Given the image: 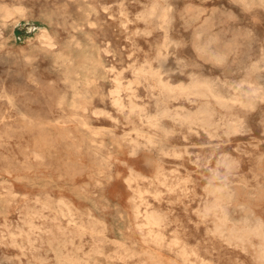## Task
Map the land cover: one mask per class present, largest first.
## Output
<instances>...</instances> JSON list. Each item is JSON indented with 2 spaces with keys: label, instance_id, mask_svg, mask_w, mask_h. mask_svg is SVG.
I'll use <instances>...</instances> for the list:
<instances>
[{
  "label": "rangeland",
  "instance_id": "1",
  "mask_svg": "<svg viewBox=\"0 0 264 264\" xmlns=\"http://www.w3.org/2000/svg\"><path fill=\"white\" fill-rule=\"evenodd\" d=\"M193 263L264 264V0H0V264Z\"/></svg>",
  "mask_w": 264,
  "mask_h": 264
},
{
  "label": "bare ground",
  "instance_id": "2",
  "mask_svg": "<svg viewBox=\"0 0 264 264\" xmlns=\"http://www.w3.org/2000/svg\"><path fill=\"white\" fill-rule=\"evenodd\" d=\"M239 3V2H238ZM150 4V3H149ZM153 5V4H152ZM156 7H158L159 5L156 3ZM154 5L152 6V8H150L152 11H155L154 10ZM162 9V8H161ZM160 9V11H162L163 12V10H161ZM169 9V8H168ZM150 10V12H152ZM158 11V10H157ZM159 13V12H158ZM157 13V14H158ZM164 14V13H163ZM162 14V17L164 16ZM148 15H151V13L150 14H148ZM159 16V15H158ZM161 17V16H160ZM161 17V18H162ZM165 18H166V16H164ZM163 17V18H164ZM135 18V17H134ZM159 18V17H158ZM157 18V19H158ZM3 19V18H2ZM4 20V19H3ZM152 20V19H151ZM162 20V19H161ZM164 20V19H163ZM162 20V21H163ZM167 20V19H166ZM161 22V21H160ZM211 22V21H210ZM162 23V22H161ZM165 23H166V21H165ZM212 23V22H211ZM204 24V23H203ZM203 24H202V26H203ZM209 26H211V25H209ZM154 27V26H153ZM207 28H208V25L206 26ZM212 27V26H211ZM158 28V27H157ZM210 28V27H209ZM161 29V28H160ZM204 29H205V27H204ZM206 30V29H205ZM158 31V30H157ZM208 31H209V29H208ZM163 36V35H162ZM165 41V40H164ZM162 43V42H161ZM176 70H178L179 71V69H176ZM155 76V75H154ZM158 76V75H157ZM158 80V79H157ZM161 83V82H160ZM159 83V85H162V84H160ZM252 85V84H251ZM128 87V86H127ZM163 88V87H162ZM184 88V87H183ZM254 89V88H253ZM185 90V89H184ZM194 94V93H193ZM216 95V94H215ZM7 98V97H6ZM226 100V99H225ZM230 101V100H229ZM233 102V101H232ZM9 103V102H8ZM240 105V104H239ZM118 107V106H117ZM84 126V125H83ZM227 130V129H226ZM140 140V139H139ZM150 140V139H149ZM176 156V155H175ZM33 160V159H32ZM129 174V173H128ZM162 177V176H161ZM164 177V176H163ZM140 178V177H139ZM142 180V179H141ZM155 180V179H154ZM160 180V179H159ZM128 182V181H127ZM161 182V181H160ZM134 183H135V181H134ZM8 184V183H7ZM135 186V185H134ZM147 187H148V185H147ZM162 187V186H161ZM171 190V189H170ZM169 190V191H170ZM168 191V192H169ZM144 194H146V193H144ZM156 195V194H155ZM156 197V196H155ZM33 202H36V201H33ZM140 202V201H139ZM46 203V202H45ZM157 203V202H156ZM39 205H41V204H39ZM142 206V205H141ZM222 207V206H221ZM135 208V207H134ZM138 210H139V208H138ZM137 212V211H136ZM148 212V211H147ZM222 213L224 214V220H226V216H225V212H224V210H222ZM145 219H143V220H145V225H148L149 226V228L151 229L152 227H154V226H158L159 225V222H160V218L157 216V214H155V213H146L145 215ZM202 218V217H201ZM87 219V218H86ZM53 222V221H52ZM224 222V221H223ZM92 223V222H91ZM244 223V222H243ZM248 223V222H247ZM144 225V224H143ZM144 225V227H146ZM248 227V226H247ZM138 228V227H137ZM212 228V227H211ZM213 229V228H212ZM246 229V228H245ZM250 229V228H249ZM248 229V230H249ZM27 230V229H26ZM216 230V229H215ZM217 230H218V228H217ZM221 230V229H220ZM248 230H236V229H232L231 231H230V236H232V237H234V238H239V239H244L245 238V236L250 232V230L248 231ZM255 230H260V228L259 227H256L255 228ZM150 231V230H149ZM261 231V230H260ZM90 232V231H89ZM97 232V231H96ZM10 233V232H9ZM26 234V233H25ZM16 235V234H15ZM63 235V234H62ZM95 235V234H94ZM169 235V234H168ZM13 236V235H12ZM11 236V237H12ZM26 236H28V235H26ZM75 236V235H74ZM18 237V236H17ZM89 241H91V240H89ZM230 243V242H229ZM70 245V244H69ZM182 248V247H181ZM74 249V248H73ZM183 252V251H182ZM185 252V251H184ZM183 252V253H184ZM69 253V252H68ZM124 253V252H123ZM120 257V256H119ZM186 258V257H185ZM111 260V259H110ZM65 261V260H64ZM74 261V260H73ZM183 261V260H182ZM185 261V260H184ZM201 261V260H200ZM192 263V262H191ZM194 264V263H193ZM201 264V263H200Z\"/></svg>",
  "mask_w": 264,
  "mask_h": 264
}]
</instances>
